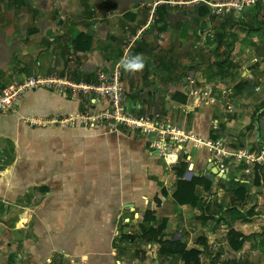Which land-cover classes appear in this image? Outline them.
Listing matches in <instances>:
<instances>
[{
  "label": "crops",
  "instance_id": "0c3cea01",
  "mask_svg": "<svg viewBox=\"0 0 264 264\" xmlns=\"http://www.w3.org/2000/svg\"><path fill=\"white\" fill-rule=\"evenodd\" d=\"M153 1L0 0V90L33 74L94 83L98 68L124 56L126 36L147 23ZM155 14L127 55L146 63L123 68L125 101L193 138L169 162L151 146L154 133L45 122L83 111L89 96L81 90L27 91L14 111L0 113V264H145L149 254L157 263L153 230L200 249L199 237L189 245L216 226L220 204L232 208L239 190L251 192L256 165L230 156L221 173L203 140L264 151L230 142L258 125L252 108L260 99L264 119V0L236 15L168 3Z\"/></svg>",
  "mask_w": 264,
  "mask_h": 264
},
{
  "label": "built area",
  "instance_id": "2783aa9c",
  "mask_svg": "<svg viewBox=\"0 0 264 264\" xmlns=\"http://www.w3.org/2000/svg\"><path fill=\"white\" fill-rule=\"evenodd\" d=\"M261 0H154L147 23L142 25L136 35H127L125 38L124 56L112 63L108 69L98 68L96 80L92 84H73L68 78L58 77L56 73L49 75L33 74L19 82L6 85L0 90V113L14 111L25 93L38 88H51L59 93L66 94L69 89L81 90L89 96V100L83 109L75 116H53L45 120L48 124L58 126L74 125L82 122L94 129H106L118 131L124 129L128 132H141L153 134L151 146L157 150L158 157L168 159L169 162L177 161L174 153L175 147H179L183 141L193 138L191 132L169 120H164L158 114H136L130 110L125 101V87L123 85V67L121 60L127 58L135 41L143 31L156 20V7L160 3L172 5H188L199 8L206 7L208 12L215 16L236 15L246 9L256 6ZM31 125H39L41 119L25 118ZM209 152V163L219 167L221 173L227 174L229 169L225 165L228 157L233 156L238 162H245L253 167L258 162H264V151L257 153L239 149L231 152L217 140L205 139ZM250 173V168L246 169Z\"/></svg>",
  "mask_w": 264,
  "mask_h": 264
},
{
  "label": "rangeland",
  "instance_id": "374dc122",
  "mask_svg": "<svg viewBox=\"0 0 264 264\" xmlns=\"http://www.w3.org/2000/svg\"><path fill=\"white\" fill-rule=\"evenodd\" d=\"M255 66L259 68L258 64ZM256 73L259 78L261 71ZM260 100L255 102L254 109L252 108L253 122L258 125L254 124L249 136L243 135L244 130H242L241 134L230 140L231 144L247 145L248 148L256 149H260L259 145L264 144V119H259L261 115L256 114L258 106L261 105ZM252 175H254V186L251 192L245 193L243 199L232 208H229L228 204H220L216 226L205 227L190 243L189 246H193L198 237L203 239L200 249L198 248L201 251L199 261L193 264H264V162L256 163ZM225 206L228 207V213L224 210ZM239 241H242L241 245H238ZM154 249L158 251L159 247ZM164 257V254L159 253L158 262L155 263V257L149 254L150 260L145 264H185L181 255ZM13 262L21 263L17 259H13Z\"/></svg>",
  "mask_w": 264,
  "mask_h": 264
},
{
  "label": "trees",
  "instance_id": "16d2710c",
  "mask_svg": "<svg viewBox=\"0 0 264 264\" xmlns=\"http://www.w3.org/2000/svg\"><path fill=\"white\" fill-rule=\"evenodd\" d=\"M238 194L240 196V199H243V196L245 195V190L241 189L239 190ZM163 228L159 229V234L160 232H162ZM157 234L156 232L151 233V238L152 240H154L153 237H156V241H158V243L160 244V252L161 254H165V253H170V254H178L181 255V259L183 260V262L185 264H193V262H198L199 261V254L201 253V251L194 247L191 249H187L186 244L180 242L179 240L174 241L172 243H170V241L168 240H160L157 238ZM242 241L238 242V245H241ZM236 247V245H235Z\"/></svg>",
  "mask_w": 264,
  "mask_h": 264
},
{
  "label": "clouds",
  "instance_id": "9594fccd",
  "mask_svg": "<svg viewBox=\"0 0 264 264\" xmlns=\"http://www.w3.org/2000/svg\"><path fill=\"white\" fill-rule=\"evenodd\" d=\"M145 63V58L140 54L123 58L121 60L122 67L129 72H136L143 69L145 67Z\"/></svg>",
  "mask_w": 264,
  "mask_h": 264
}]
</instances>
